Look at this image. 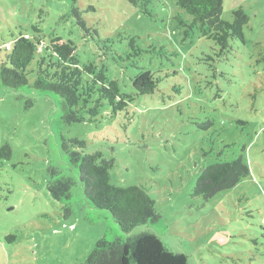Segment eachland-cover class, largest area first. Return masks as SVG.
I'll use <instances>...</instances> for the list:
<instances>
[{
    "label": "rangeland",
    "instance_id": "rangeland-1",
    "mask_svg": "<svg viewBox=\"0 0 264 264\" xmlns=\"http://www.w3.org/2000/svg\"><path fill=\"white\" fill-rule=\"evenodd\" d=\"M76 7L99 37L78 26L71 0H0V61L13 39L38 26L46 40L72 41L81 65L117 80L133 100L114 117L102 112L94 123L65 125L57 95L0 84V147L11 148L0 159V264H83L102 237L142 232L189 264H264V0H222V20L241 9L248 24L243 43L231 41L220 59L197 29L181 27L188 16L176 0H154L150 15L126 0H76ZM99 38L115 53L103 56ZM131 38L144 51L138 58H128ZM145 70L158 73V91L131 96V79ZM62 140L113 159L110 184L145 189L157 223L124 235L107 211L89 205ZM239 155L249 167L245 179L208 201L192 197L203 167ZM50 168L75 181L70 201L48 193Z\"/></svg>",
    "mask_w": 264,
    "mask_h": 264
},
{
    "label": "trees",
    "instance_id": "trees-1",
    "mask_svg": "<svg viewBox=\"0 0 264 264\" xmlns=\"http://www.w3.org/2000/svg\"><path fill=\"white\" fill-rule=\"evenodd\" d=\"M126 1L140 8L144 14L150 15L148 8L154 0ZM71 2V11L78 26L88 36L99 37L96 30L87 28L81 11L76 7V0ZM176 5L188 16L186 22H179L181 27L188 31L197 29L202 38L211 41L216 47L213 48L216 58L220 59L230 51L231 41L243 43V29L248 24V16L241 9L232 12V22H226L221 19L222 0H176ZM31 31L32 33L13 39L9 50L0 61L2 87L10 90L31 87L57 95L61 99L60 121L65 125L94 123L102 112L111 118L126 111L133 98L121 90L117 80L108 79L103 71L95 72L92 66L81 65L75 56L76 46L72 41L58 36H51L46 40L38 26H32ZM98 42L103 44V47H99L103 56L115 53L111 40L99 38ZM128 48L132 50L129 59L138 58L144 53L136 47L134 38L126 45L127 53ZM208 60L213 61V58L208 56ZM31 73L35 74L32 84L29 83ZM160 82L158 73L149 70L138 73L131 79L134 90L131 96L153 95L158 91ZM32 105L28 101L25 108L29 109ZM237 122L244 124L242 121ZM206 127H212V123L207 122ZM61 149L66 154L70 168L77 173L86 202L98 210L107 211L124 235L138 227L157 223L160 216L156 211V203L145 189L137 186L120 188L110 184L113 159L104 158L99 151L86 153L84 141L62 140ZM10 156L9 145L0 147V159H9ZM49 173L52 176L47 182L50 196L56 201H70L71 190L75 185L73 178L62 176L53 168H50ZM249 173L247 160L243 155L231 161H217L205 166L199 172L192 197L208 201L218 193L236 187ZM64 211L66 215L70 214L67 206ZM7 239L14 237L8 236ZM83 264L189 262L183 253L167 249L154 233L142 232L113 241L102 237Z\"/></svg>",
    "mask_w": 264,
    "mask_h": 264
}]
</instances>
